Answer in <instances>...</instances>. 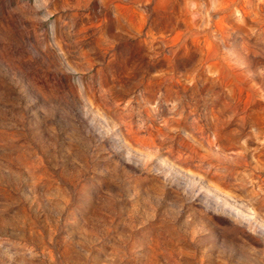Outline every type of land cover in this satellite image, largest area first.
Wrapping results in <instances>:
<instances>
[{
    "label": "rangeland",
    "instance_id": "374dc122",
    "mask_svg": "<svg viewBox=\"0 0 264 264\" xmlns=\"http://www.w3.org/2000/svg\"><path fill=\"white\" fill-rule=\"evenodd\" d=\"M0 264H264V0H0Z\"/></svg>",
    "mask_w": 264,
    "mask_h": 264
}]
</instances>
